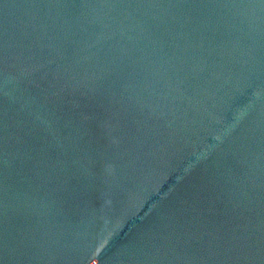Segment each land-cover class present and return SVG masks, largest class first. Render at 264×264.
<instances>
[{
  "label": "water",
  "instance_id": "1",
  "mask_svg": "<svg viewBox=\"0 0 264 264\" xmlns=\"http://www.w3.org/2000/svg\"><path fill=\"white\" fill-rule=\"evenodd\" d=\"M0 264H264V0H0Z\"/></svg>",
  "mask_w": 264,
  "mask_h": 264
}]
</instances>
